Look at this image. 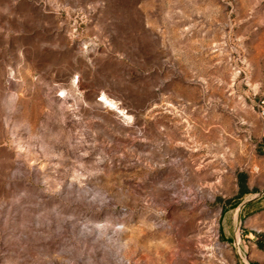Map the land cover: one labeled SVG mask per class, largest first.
Masks as SVG:
<instances>
[{
	"label": "rangeland",
	"instance_id": "obj_1",
	"mask_svg": "<svg viewBox=\"0 0 264 264\" xmlns=\"http://www.w3.org/2000/svg\"><path fill=\"white\" fill-rule=\"evenodd\" d=\"M262 107L264 0H0V264H264Z\"/></svg>",
	"mask_w": 264,
	"mask_h": 264
},
{
	"label": "trees",
	"instance_id": "obj_2",
	"mask_svg": "<svg viewBox=\"0 0 264 264\" xmlns=\"http://www.w3.org/2000/svg\"><path fill=\"white\" fill-rule=\"evenodd\" d=\"M238 178H239L238 197L242 198L244 195H246L248 192H250V190L247 186V175L245 173H240ZM252 203L253 202L248 203L247 206H250ZM255 243L259 249L264 251V232H259L256 234Z\"/></svg>",
	"mask_w": 264,
	"mask_h": 264
},
{
	"label": "built area",
	"instance_id": "obj_3",
	"mask_svg": "<svg viewBox=\"0 0 264 264\" xmlns=\"http://www.w3.org/2000/svg\"><path fill=\"white\" fill-rule=\"evenodd\" d=\"M261 114L264 116V107L261 109Z\"/></svg>",
	"mask_w": 264,
	"mask_h": 264
}]
</instances>
